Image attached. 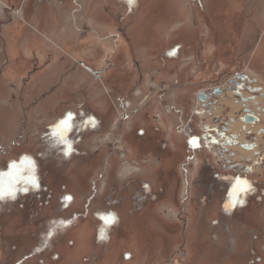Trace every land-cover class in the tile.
<instances>
[{
    "label": "rangeland",
    "instance_id": "rangeland-1",
    "mask_svg": "<svg viewBox=\"0 0 264 264\" xmlns=\"http://www.w3.org/2000/svg\"><path fill=\"white\" fill-rule=\"evenodd\" d=\"M206 2L178 0V21H183L177 29L187 22L185 28L191 27L195 35L189 42L182 39L181 32L177 34L184 43L177 64L165 72L163 64L145 62V68L152 69L145 74L150 103L164 100L169 90L171 82H166L164 75L159 82L155 79L159 72L172 75L171 80L174 75L180 79L177 86L185 90L173 88L174 92L187 91L184 101L179 99V107H186L192 120L188 125L183 120L178 130L186 129L193 137L177 141L173 133L172 140L181 149L187 144L203 151L192 152L185 164L183 152L168 167L156 163L155 152L145 151L143 159L150 161L133 168L134 161L120 159L125 155L122 150L111 152L117 133L114 126L121 114L111 103V89L103 75L93 76L95 82L77 92L78 105H66L77 118L71 117L68 131L61 127L64 120H33L31 125L22 114L15 118L10 109L20 98L15 96L14 83L8 81L11 77H0V98L7 96L0 101V182L6 186L9 174L15 173L13 165L26 169L29 161L37 181L36 187L25 184L27 173H22L15 184V197L0 200V264H264V166L253 162L254 152L241 144L231 142L226 151L215 146L224 142L219 131L226 126L217 119L227 113L231 124L227 135L238 134L240 143L256 141L257 136L264 146V122L255 128L260 133L243 131V135L238 130L244 129L245 123L236 116L244 106L235 112L225 106L239 100L237 104L247 102L256 110L257 106L264 108V100L258 96L255 104L249 102L251 91H244L241 99L235 91H227L216 98L219 102L209 113L202 94L219 85L225 88L238 74L264 92V0H213L211 7L204 9ZM153 25H143L148 38L141 43L155 51L156 57L173 42L164 24L163 39L151 38ZM140 55L144 56L143 50ZM137 58L131 56L133 67L140 61ZM167 105H159L163 119ZM79 107L88 109L84 111L87 115L96 110L95 116L102 120L94 129L99 135H93L91 120L82 119ZM151 109L148 121L151 127H159L158 114L153 113L156 107ZM234 120L241 125L237 130ZM46 122L59 125L61 132L45 134L46 127L41 124ZM147 132L148 141L160 143L165 138L150 128ZM61 135L65 140L62 146ZM110 158L114 160L112 168L106 167ZM237 179L248 181L251 191L239 205L226 209ZM137 180L142 183H131ZM106 216L112 217L107 225ZM249 238H255L253 249L248 247Z\"/></svg>",
    "mask_w": 264,
    "mask_h": 264
},
{
    "label": "crops",
    "instance_id": "crops-1",
    "mask_svg": "<svg viewBox=\"0 0 264 264\" xmlns=\"http://www.w3.org/2000/svg\"><path fill=\"white\" fill-rule=\"evenodd\" d=\"M212 2L207 0L203 8L209 9ZM177 6L178 0H0V77H11L8 81L14 83L15 96L20 98V106L16 104L11 112L15 118L22 114L27 121H31V125L33 120L48 122L67 120L69 116L76 118L75 111L71 112L66 105H78L77 92L87 89L88 82L90 85L94 83L93 76L103 75L107 87L111 89L107 88L111 103L121 114L114 126L117 133L111 152L114 154L122 150L125 155L124 158L120 155V159L123 162L127 158L134 161L136 165L133 168L150 161L143 159L145 151L155 152L156 163L163 166V162L168 167L172 166L177 154L183 152L185 164L192 156V148L186 144L181 149L178 143L173 142L172 136L176 133L177 141L190 136L186 129L178 130L183 120L187 125L192 120L187 116L186 107H179V101H184L187 91L183 94L174 92L173 88L185 90L177 86L180 79L174 75L171 80L172 75L159 72L155 76L158 82L161 81L158 78L164 75V80L171 83L164 93V100H152L151 104L145 80L147 71L152 70L145 68V62L163 64L165 72L168 66L179 62L184 48V43L178 40L179 32L182 39L185 37L186 41H194L195 32L191 27L185 28L184 23L187 22L177 29L183 21H178ZM184 8L187 9L185 3ZM126 20L128 23L123 26ZM144 24H154L155 32L151 37L154 40L163 39L164 24V31L169 28L171 32L169 40L172 39L173 45L155 57V51L147 50L141 43L148 38ZM142 50L144 56H139ZM206 54L210 51L207 50ZM132 55L140 60L134 67ZM117 67L119 73L115 72ZM6 97H1L0 101H5ZM165 104L168 105L163 119L160 108ZM175 105L180 110H176ZM152 107H156L153 113L158 114L159 127H151L148 121ZM82 109L79 107L78 113L83 115L82 119L91 120L89 128L93 135H99L100 132L94 129H98L102 120L95 116L96 110L87 115L84 111L88 109ZM133 121L137 122L136 125H132ZM53 123L41 125L46 127V132L53 130L54 133L57 124ZM149 128L155 134L163 133L165 138L160 143L148 141ZM82 142L85 143L84 140ZM79 143L76 142L78 148ZM113 161L108 159L106 167L112 168ZM127 183L131 185L129 181ZM130 189L134 188L130 186ZM254 239L249 238V248L253 249ZM208 261L210 263L212 259Z\"/></svg>",
    "mask_w": 264,
    "mask_h": 264
},
{
    "label": "flooded vegetation",
    "instance_id": "flooded-vegetation-1",
    "mask_svg": "<svg viewBox=\"0 0 264 264\" xmlns=\"http://www.w3.org/2000/svg\"><path fill=\"white\" fill-rule=\"evenodd\" d=\"M242 74H238L239 78L235 79L234 77L232 79H230L229 84L224 88L223 85H219L217 87H215L214 89H212L211 91L208 90L203 94V102L205 105V108L207 109V111L209 113H212V111H210V109L212 108V106L214 105V103L219 102L216 100V98H220V97H224L227 94V91H235L238 99H241L242 95L244 93V91H251L252 95L250 96V102L257 104V97L260 96L263 100H264V92L261 91V88L259 87H255L254 83H250V82H246L244 78H241ZM244 100V99H243ZM239 101V100H238ZM245 101V100H244ZM215 107H217L215 105ZM264 113V108H260L259 106H257V109H253L250 108L247 104V102L244 103V110L242 111L241 114H238L236 117L239 118L240 120H242L245 125H251L254 129L261 123L264 122V120H262V118L259 116V114ZM228 115V113H227ZM222 116V118L217 119V121L220 123L225 124L226 126H224L223 130L219 131V137H223L224 142L222 144H215V146H217V150L219 151H226L228 149V144L231 142H234L236 146H238L239 144H241V146L248 148L250 151H254V159L253 162L255 163H259L261 165L264 166V146H261V144L258 143L257 141V136L254 137L256 138V141H252L250 143L248 142H244V143H240L239 139H238V135H227L228 133V126L231 125L229 123V119L228 116ZM235 121V120H234ZM236 122V121H235ZM235 125V124H234ZM61 127L59 125L56 126L55 131H59L61 132ZM264 130V129H262ZM207 135L206 138H209V134H210V129H207ZM254 131H250V133H253ZM57 133H55V137L58 136L56 135ZM190 138H192V134H190L189 136ZM238 140V141H237ZM60 146L63 145V143H59ZM260 146V147H258ZM209 146H206L207 151H209ZM193 152H199L202 149L200 148H194L191 147ZM203 151V150H202ZM238 171H241L240 168H236Z\"/></svg>",
    "mask_w": 264,
    "mask_h": 264
},
{
    "label": "snow or ice",
    "instance_id": "snow-or-ice-1",
    "mask_svg": "<svg viewBox=\"0 0 264 264\" xmlns=\"http://www.w3.org/2000/svg\"><path fill=\"white\" fill-rule=\"evenodd\" d=\"M61 127L65 131L70 130L71 128V116L68 117L67 120H64L62 122ZM59 139L61 140L62 143L65 142L64 137L61 135L59 136ZM13 168L15 169L14 174H9L11 179L8 182V184L5 186L3 182H0V200L4 199L6 196L9 198H14L15 197V184L20 182V177L22 173L26 172L27 175L24 177V183L25 184H31L32 187L37 186V181L35 176L32 174V164L29 161L28 162V167L26 169L21 168V169H16V166L13 165ZM27 190V189H25ZM251 191V185L248 181L244 180H236L235 185L232 188V192L230 193L228 203L225 205L226 209L227 208H234L235 206L239 205L241 203L242 197L244 194L247 192ZM105 224H110L112 222V217L111 216H106L103 217Z\"/></svg>",
    "mask_w": 264,
    "mask_h": 264
},
{
    "label": "bare ground",
    "instance_id": "bare-ground-1",
    "mask_svg": "<svg viewBox=\"0 0 264 264\" xmlns=\"http://www.w3.org/2000/svg\"><path fill=\"white\" fill-rule=\"evenodd\" d=\"M229 97V96H228ZM244 97V96H243ZM249 98V97H248ZM225 99V98H224ZM243 100V99H242ZM228 101H230V100H228ZM246 101V100H245ZM250 102V101H249ZM228 103V102H227ZM234 102H232L231 104H224L225 106H228L229 108H231V110L232 111H237L238 109H240V108H242L243 106H244V104H241V105H239V104H237L238 103V101H235V103H236V105H235V103L233 104ZM245 103V102H244ZM248 104V103H247ZM251 105V104H250ZM249 106V105H248ZM253 106V105H252ZM243 110H244V108H243ZM262 115V114H261ZM238 121V120H237ZM233 122H235V121H233ZM238 126H241V125H239L238 124V122H235V128H236V130H237V128H239ZM243 126V125H242ZM251 125H244V129H243V127H240V129L238 130L239 132L242 130V134H243V131L245 132H248V131H256L257 133L259 132L258 131V129L259 128H257V130L256 129H254V128H252V126L250 127ZM252 128L251 130H250V128ZM235 132V131H234ZM260 133V132H259ZM238 135V134H237ZM244 135V134H243ZM239 137V136H238ZM262 139V138H261ZM260 140V139H259ZM238 141V140H237ZM242 140H241V137H240V142H241ZM258 147H260V146H258ZM250 151V150H249ZM250 152H254V151H250ZM228 185V184H227Z\"/></svg>",
    "mask_w": 264,
    "mask_h": 264
}]
</instances>
